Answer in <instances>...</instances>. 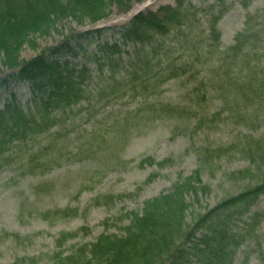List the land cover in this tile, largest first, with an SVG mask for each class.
Masks as SVG:
<instances>
[{
	"label": "trees",
	"instance_id": "1",
	"mask_svg": "<svg viewBox=\"0 0 264 264\" xmlns=\"http://www.w3.org/2000/svg\"><path fill=\"white\" fill-rule=\"evenodd\" d=\"M144 1L0 0V57L7 70H19L14 79L29 83L31 89V100L25 105L13 95L0 108V174L11 166L18 151L25 171L33 173L39 168L49 172L60 161L58 146L62 142L58 138L70 133L67 122L74 113L72 109L83 101L88 106H80L77 114L85 113L83 119L89 123L114 101L126 96L132 101L142 100L134 109L95 121L90 132H84L78 141L75 139L79 143L75 146V156L112 152L144 121H158L165 114L187 111L163 103H149L151 94L142 91L152 86L157 93L164 83L179 77L181 68L173 64L177 61V46L183 45L184 38L196 34L201 41L191 57L200 60L206 71L202 72L201 82L186 96L189 111L198 114L195 118L199 129L205 121L215 124L226 121L242 126L249 133L239 134L230 143L216 148L206 144L193 147L198 162L193 174L180 178L168 191L146 201L140 211H126L114 218L120 235L108 233L107 221L103 224L104 234L95 243H76L66 251L64 248L69 242L85 239L89 231L82 228L61 233L56 239L55 251L44 259L48 264H234L241 248L250 241L257 246L259 263L264 264L263 235L259 231L264 211L251 213V208L264 197V137L255 136L264 127V53L257 48L264 43V12L247 14L244 30L224 50H221L218 24L227 0H219L211 9L220 8L219 12L207 21L210 34H206L207 29L198 18L200 10L178 2L175 8L162 7L156 13L140 14L129 26L115 33L120 36V43L99 44L81 65L61 63L57 58L62 51L58 49H47L30 61L19 60L25 48L37 50V37H49L65 24L82 27L107 19L113 8L127 13L133 4ZM252 1L238 3L247 11ZM73 37L81 40L88 36L75 33ZM63 49L68 53L76 51L69 45ZM90 64L98 71L97 95L88 90L93 79ZM105 70L109 72L108 78L103 77ZM154 74L164 79L157 81ZM109 88L112 91L106 94ZM213 102L217 103V111L211 114ZM110 126L112 131L108 129ZM55 128L57 131H53ZM44 140L48 142L41 147ZM33 147H38L37 151ZM44 151L50 154L49 158ZM236 158L244 159L249 166L224 176L230 181H248L254 185L212 209L197 210L203 208V199L212 192L210 185L203 184L202 173L210 170L214 175L222 160ZM139 163L141 168L159 169L169 164L168 161L156 163L152 158ZM154 178L152 175L145 185ZM40 186L33 188L35 196H40ZM141 190L138 187L133 194H99L92 199L90 208L112 207L116 202L133 199ZM26 207L21 203L19 213L27 210ZM189 210L195 213L191 214L190 222ZM78 214L77 209L36 211L38 218L49 225Z\"/></svg>",
	"mask_w": 264,
	"mask_h": 264
},
{
	"label": "rangeland",
	"instance_id": "2",
	"mask_svg": "<svg viewBox=\"0 0 264 264\" xmlns=\"http://www.w3.org/2000/svg\"><path fill=\"white\" fill-rule=\"evenodd\" d=\"M239 1L241 0H227L223 5L224 15L218 25L221 50L234 44L237 34L245 28L247 14H253L255 11L264 12V0L252 1L247 11L238 4ZM178 2H185L200 10L198 18L205 30L209 17L216 16L220 9L211 10L212 7L218 5L219 0H146L143 5L151 4L141 13H155L161 7L167 6L175 8ZM137 7L138 5L134 6L133 10L137 11ZM133 10L124 15L114 12L111 18L102 22L105 27L102 35L86 39L77 40L73 37L76 32H84L82 27L65 24L49 37H37V50L25 48L20 53L19 60L20 62L30 61L47 49H58L62 51L57 58L61 63L81 65L88 58L87 54L95 52L99 44L113 43V40L117 39L113 37L114 31L120 32L133 21L134 17L131 16ZM89 28L84 30H89ZM206 34H210L208 29ZM195 35L192 33L187 39L184 38L182 46H177L178 54L175 58L177 61H173V64L176 68H181L179 77L164 83L158 88L157 93L153 92L155 90L152 86L142 91L151 94L149 103H163L176 109H187V111H178L177 113L181 112L179 114H165L158 121H144L145 123L134 130L130 137L119 142L112 152L75 156V146L79 144L76 142L77 139L81 138L84 132H90L95 121H101L109 115L115 116L126 109H134L138 103L141 104V100L138 99L132 103L126 98L121 102L111 103L105 109L100 110L96 118L89 123L83 119L85 113L77 114L80 106H76L73 107L74 113L67 122V129L70 133H63L60 139L58 138L62 142L58 146L60 161L53 165L49 172L39 168L33 173L25 171L21 151L15 154L11 166L0 174V264H48L44 256L55 251L56 239L61 233L75 232L82 228L89 231L85 239L69 242L64 248L69 251L76 243H95L96 239L104 234L103 224L107 221H109L110 228L108 233L120 235L121 231L118 224L114 222V218L126 211H140L146 201L168 191L180 178H187L193 174L198 166L193 147L198 148L206 144L216 148L230 143L239 134L243 136L247 134L248 131L242 126L226 121H217L216 124L211 123L212 121H205L199 129L198 119L195 118L198 114L195 115L196 112L189 111L186 96L201 82L202 72L206 71L205 67L201 66L200 60L191 57L195 55L196 47L201 41ZM66 45L76 51L66 52L63 49ZM257 48L264 53V43ZM85 49L87 52L84 53ZM76 53H78L77 56ZM90 67L95 69L94 64H90ZM16 74L17 72L6 69L0 57V81L6 79L8 81L0 84V107L9 101L12 95H16L18 102L22 105L31 99V89L28 83L15 79L8 80ZM154 76L157 81L159 78L160 82L164 79L161 75L154 74ZM157 81L153 83L156 84ZM88 90L93 95L99 93L95 80L88 86ZM106 91L108 94L112 89L109 88ZM130 92L133 91L130 89ZM206 101L210 100L206 98ZM81 106L87 107V103L83 102ZM216 106V102L210 106L211 114L217 111ZM110 128L111 126L108 128L109 131H112ZM53 131H57V128ZM255 136L263 138L264 127L259 129ZM47 142L48 140L42 141L41 147H44ZM37 149L38 147H33L32 150L35 152ZM44 154L49 158L50 154L47 151H44ZM146 158H152L156 163L168 161L169 164L163 169L147 166L141 168L139 162ZM248 166V162L244 159L236 158L232 161L222 160L219 170L215 169L214 175L210 170L204 171L201 177L202 182L210 185L212 192L203 199V208L197 210L203 211L206 207L212 209L226 198L238 195L250 185L253 186L254 184H249L248 181L234 182L224 176V173L241 171ZM152 175L155 176L154 180L145 185ZM42 184L45 186L41 188ZM37 186H40L39 197L33 194V188ZM138 187H142V190L133 199L116 202L112 207L90 208L92 199L99 194H133ZM21 203L26 204L27 210L19 213ZM55 209H77L79 214L77 217L61 220L54 225L44 223L36 215V211L43 213ZM260 211H264V197H261L251 209V213ZM188 212L190 222L191 214L195 213L192 210ZM259 231L263 235L261 245L264 251V221ZM242 251L246 254L238 253L234 264H260L257 259L259 252L253 242H247Z\"/></svg>",
	"mask_w": 264,
	"mask_h": 264
},
{
	"label": "bare ground",
	"instance_id": "3",
	"mask_svg": "<svg viewBox=\"0 0 264 264\" xmlns=\"http://www.w3.org/2000/svg\"><path fill=\"white\" fill-rule=\"evenodd\" d=\"M151 3H152V1H151ZM151 3H150V4H151ZM150 4H147V6L149 7ZM147 6H146V5H145V6H142V7L139 9V11L143 10V9L146 8ZM135 13H136V11H133V13H131V16H133Z\"/></svg>",
	"mask_w": 264,
	"mask_h": 264
}]
</instances>
